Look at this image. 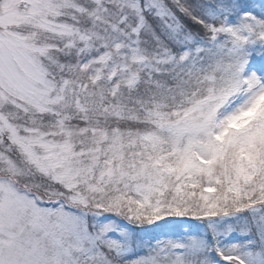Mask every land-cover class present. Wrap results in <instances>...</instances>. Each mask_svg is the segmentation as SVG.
Listing matches in <instances>:
<instances>
[{
  "label": "snow or ice",
  "instance_id": "snow-or-ice-1",
  "mask_svg": "<svg viewBox=\"0 0 264 264\" xmlns=\"http://www.w3.org/2000/svg\"><path fill=\"white\" fill-rule=\"evenodd\" d=\"M0 264H264V0H0Z\"/></svg>",
  "mask_w": 264,
  "mask_h": 264
}]
</instances>
